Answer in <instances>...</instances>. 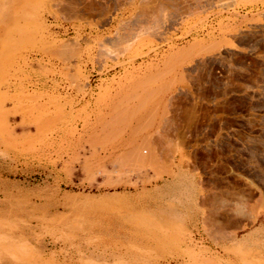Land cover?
Wrapping results in <instances>:
<instances>
[{"label":"rangeland","instance_id":"rangeland-1","mask_svg":"<svg viewBox=\"0 0 264 264\" xmlns=\"http://www.w3.org/2000/svg\"><path fill=\"white\" fill-rule=\"evenodd\" d=\"M0 264H264V0H0Z\"/></svg>","mask_w":264,"mask_h":264},{"label":"bare ground","instance_id":"bare-ground-1","mask_svg":"<svg viewBox=\"0 0 264 264\" xmlns=\"http://www.w3.org/2000/svg\"><path fill=\"white\" fill-rule=\"evenodd\" d=\"M154 160V159H153ZM160 167V166H159ZM161 168V167H160ZM213 205H211V207H212ZM251 207H253V206H251ZM211 209V208H210ZM236 210H237V208H235ZM212 211V210H211ZM238 211V210H237ZM212 212H214V211H212ZM235 214V213H234ZM209 215V214H208ZM242 215V214H241ZM251 215V214H250ZM243 218H245V216L243 217ZM250 219V218H249ZM248 219V220H249ZM251 219H252V217H251ZM246 220V219H245Z\"/></svg>","mask_w":264,"mask_h":264}]
</instances>
